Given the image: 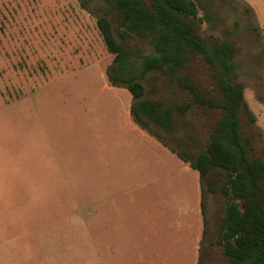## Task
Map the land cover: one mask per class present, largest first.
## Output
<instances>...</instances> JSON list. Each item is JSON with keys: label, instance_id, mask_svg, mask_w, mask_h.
Here are the masks:
<instances>
[{"label": "rangeland", "instance_id": "1", "mask_svg": "<svg viewBox=\"0 0 264 264\" xmlns=\"http://www.w3.org/2000/svg\"><path fill=\"white\" fill-rule=\"evenodd\" d=\"M192 1L202 20L198 35L234 45L238 82L256 117L251 125L243 114L242 129L260 155L264 0ZM102 16L116 27L113 8L105 0H88L84 6L79 0H0V146L6 145L5 163L0 159V264H121L113 262V190L108 185L113 149L109 138L103 139V130L113 123L110 94L115 88L106 77L113 55L97 27ZM116 39L127 48L129 62L154 52L148 39ZM189 75L203 93L216 94L211 70L200 59L191 63ZM140 82L143 99L159 102L175 115L172 131L150 122L148 131L190 159L203 152L220 111L193 106L176 112L191 96L169 75L152 72ZM189 175L198 180L195 171ZM13 185L16 197H5ZM157 201L151 197L143 210L159 215ZM203 201L205 234L196 260L161 261L150 254L149 260L124 264H229L216 244L224 215L222 196L205 192ZM142 231L150 244H157L163 229Z\"/></svg>", "mask_w": 264, "mask_h": 264}, {"label": "trees", "instance_id": "2", "mask_svg": "<svg viewBox=\"0 0 264 264\" xmlns=\"http://www.w3.org/2000/svg\"><path fill=\"white\" fill-rule=\"evenodd\" d=\"M84 6L88 0H79ZM113 8V24L106 17L97 19V27L113 63L106 71L112 87L127 89L133 98L134 123L167 146L147 129L148 122L172 131L174 111L159 102L143 99L140 79L148 73L171 76L179 88L191 96L175 111L184 113L193 106L220 111L203 152L194 158L168 147L200 178L201 192L219 191L224 215L216 239L229 264H264V148L260 155L252 136L242 129V115L254 125L256 117L245 99L244 85L238 82L235 48L229 41L205 40L197 33L198 7L192 0H105ZM122 40L148 39L153 53L129 62ZM200 59L208 65L216 91L203 93L189 73L190 65ZM202 215L206 222L204 201Z\"/></svg>", "mask_w": 264, "mask_h": 264}, {"label": "crops", "instance_id": "3", "mask_svg": "<svg viewBox=\"0 0 264 264\" xmlns=\"http://www.w3.org/2000/svg\"><path fill=\"white\" fill-rule=\"evenodd\" d=\"M113 88L115 92L110 94L115 105L113 123L109 131L103 130V139L109 138L107 143L113 149V155L117 156L111 154L108 180L113 190V262L124 264L125 261L149 260L150 254L161 261L196 260L199 244L205 234L199 175L167 146L134 123L131 93L124 88ZM105 143L102 144L103 149L107 148ZM3 146H0V159L5 163L6 145ZM13 149L12 162L16 160V144ZM5 170L12 173L7 166ZM191 170L197 173L198 180L189 175ZM14 177L10 176L9 179L15 181ZM15 187L13 185L9 196L5 197H16ZM153 196L158 198L159 215H151V208L143 210ZM63 212L69 213L70 210L63 208ZM151 221L152 224H149ZM145 228L163 229L157 244H150L149 236L142 231ZM167 244L170 245L165 246ZM152 245L159 246L153 248Z\"/></svg>", "mask_w": 264, "mask_h": 264}]
</instances>
